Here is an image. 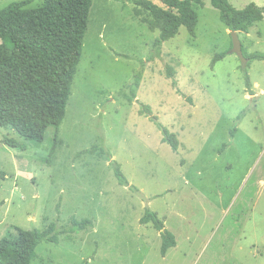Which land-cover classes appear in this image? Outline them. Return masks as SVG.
<instances>
[{"label":"rangeland","instance_id":"obj_1","mask_svg":"<svg viewBox=\"0 0 264 264\" xmlns=\"http://www.w3.org/2000/svg\"><path fill=\"white\" fill-rule=\"evenodd\" d=\"M14 1L22 0H0V10ZM230 2L264 7V0ZM204 3L197 36L181 28L150 61L160 32L132 0L93 1L63 124L41 145L0 128V240L11 226L61 229L90 219L93 228L40 244L32 264H264V62L251 64L261 88L249 96L231 32L211 0ZM240 39L249 53H264V21ZM133 88L134 103L119 96ZM141 103L176 134L178 152L140 115ZM109 153L136 190L119 184ZM147 209L175 235L166 257L161 232L141 224Z\"/></svg>","mask_w":264,"mask_h":264},{"label":"trees","instance_id":"obj_2","mask_svg":"<svg viewBox=\"0 0 264 264\" xmlns=\"http://www.w3.org/2000/svg\"><path fill=\"white\" fill-rule=\"evenodd\" d=\"M37 0L14 1L0 10V128H12L21 137L41 145L49 128H59L67 115L68 102L78 66L80 65L84 41L94 0H38L36 8L29 6ZM166 8L150 0H132L138 7L136 15L142 18L152 32H160L153 46L150 61L160 57L163 45L176 38L181 28H186L191 37L197 36L198 8L204 0H160ZM220 13L222 23L230 32L248 33L254 25L264 21V7L254 3L239 10L230 0H211ZM147 13L148 16L143 17ZM247 67L244 74L246 93L255 96L249 69L254 61L264 62V53L249 51L243 45ZM226 54H217L211 63L212 70ZM173 87L178 82L168 67ZM141 72L136 76L135 87L139 88ZM177 93L183 96L181 90ZM119 96L130 103L137 100L133 88L129 93L122 91ZM140 115L147 117L163 134V142L178 152L180 142L176 134L164 127L154 115L151 106L141 103ZM243 115L239 116L241 120ZM237 128L231 132L234 139ZM11 147L19 148L14 142ZM229 145H224L223 152ZM99 149L94 146L88 153ZM102 152H105L102 149ZM114 167L120 185L131 187L120 164L112 155H107ZM136 190V189H135ZM141 224H153L161 232V254L166 257L170 249L177 246L175 235L168 231L158 214L147 209ZM90 219L72 220L68 226L59 229L52 223L45 229L24 230L11 226L9 234L0 240V264H32L38 258L37 249L44 242L59 244L61 236L70 237L76 232L93 228ZM86 264V261L85 263Z\"/></svg>","mask_w":264,"mask_h":264},{"label":"water","instance_id":"obj_3","mask_svg":"<svg viewBox=\"0 0 264 264\" xmlns=\"http://www.w3.org/2000/svg\"><path fill=\"white\" fill-rule=\"evenodd\" d=\"M231 36L233 38V50H232V52L239 56V58L242 60V67L245 69L247 67L248 60L244 56L243 43H242V41L239 37V34L237 32H231Z\"/></svg>","mask_w":264,"mask_h":264},{"label":"crops","instance_id":"obj_4","mask_svg":"<svg viewBox=\"0 0 264 264\" xmlns=\"http://www.w3.org/2000/svg\"><path fill=\"white\" fill-rule=\"evenodd\" d=\"M251 29H252V28H250L249 31H251ZM228 32H230V31L228 30ZM242 33H244V32H242ZM242 33H238V34H239V37H240V34H242ZM247 36L250 37V36H251V33H249ZM242 43H243V42H242ZM258 87L261 88V85H260L259 83H254V86H253V88H254V92H255V90H256ZM255 96H256V93H255ZM253 97H254V96H253Z\"/></svg>","mask_w":264,"mask_h":264}]
</instances>
